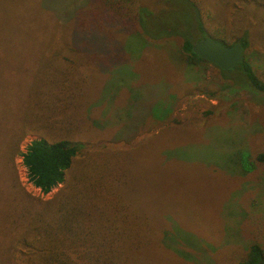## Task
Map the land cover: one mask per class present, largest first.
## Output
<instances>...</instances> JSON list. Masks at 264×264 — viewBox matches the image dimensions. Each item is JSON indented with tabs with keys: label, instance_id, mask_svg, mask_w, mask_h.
I'll use <instances>...</instances> for the list:
<instances>
[{
	"label": "rangeland",
	"instance_id": "rangeland-1",
	"mask_svg": "<svg viewBox=\"0 0 264 264\" xmlns=\"http://www.w3.org/2000/svg\"><path fill=\"white\" fill-rule=\"evenodd\" d=\"M195 25L201 39L243 40L264 79V0H0V264H47L53 240L76 264L94 248L117 264H238L252 244L264 251V163L252 162L264 92L238 66L185 54ZM168 97L169 117H150ZM56 111L62 123L45 127ZM41 137L78 147L45 195L21 163ZM73 197L80 230L66 233Z\"/></svg>",
	"mask_w": 264,
	"mask_h": 264
},
{
	"label": "trees",
	"instance_id": "trees-1",
	"mask_svg": "<svg viewBox=\"0 0 264 264\" xmlns=\"http://www.w3.org/2000/svg\"><path fill=\"white\" fill-rule=\"evenodd\" d=\"M199 14H196V17H198ZM192 30H198L196 31L193 35V38L187 40L184 38L182 40V51L185 54H188L191 57H194L198 59L199 61L206 62L197 56H195L192 53V46L202 40L199 37V32L201 35V30L202 26L201 25H195L190 31ZM188 32V34H191V32ZM217 42L231 46L236 42H239L243 49L245 48L246 44L243 40H237L234 43H227L223 39H217ZM242 70V75L246 79L245 81L247 82L248 86H250L253 90H257L259 92H264V79H261L258 74H256L253 70L252 67L249 65V63L244 59L242 63L236 65ZM0 93H2V97L0 98V129L2 123L5 121L6 117L8 116V109L6 112L2 110L4 108V101L7 98L5 97V93H7L6 88L0 89ZM174 103V98L173 100H170V97L167 98L166 101H156L155 103L152 104V106L148 109V115L150 117H155L157 119H162L164 120L165 118H168L169 115L171 114L172 111V105ZM2 104V105H1ZM174 107V106H173ZM57 113V111H56ZM160 113V114H159ZM59 116V114H56V117ZM55 114L51 112L50 114H46L44 116V125L45 127H48L52 122L53 123H62V118L60 119H54ZM58 117V118H59ZM32 120L29 122V124H35L38 126V119L36 116H31ZM13 119L17 122L18 116L14 115ZM158 121V120H157ZM40 122V120H39ZM12 128L11 130H14ZM3 129L0 130V132ZM8 136V132L5 134L0 133V138L3 141L5 137ZM20 136L18 138H13V143L12 147L15 149V152L17 148L19 147L20 143ZM4 143V142H3ZM0 147H1V141H0ZM11 147V145H10ZM78 151V147L74 145L72 142L66 139H60V140H47L44 137H41V139L38 140H33L30 142V144L26 147L25 152L21 154V163L22 166L25 168L26 173H27V178L29 182L34 186L36 189L40 191L41 194L45 195L51 192L54 188H56L58 185L64 183L66 181V174L69 171V169L72 166L73 159L76 157ZM252 162H257V163H264V152H261L257 154L253 159ZM248 163V162H247ZM253 163H249L246 167H243V169L249 170L252 168ZM13 175V174H12ZM14 183L15 179H14ZM76 188L75 186H73ZM73 188V189H74ZM6 194V190H0V199H3ZM71 204L69 208L66 209L67 213V223L65 225V232H71L74 229L80 230V224L77 225L78 221V216L81 215V210L78 209L77 205L75 204V198L70 199ZM74 212V215H76L75 218L71 219V215ZM105 221L106 224H104L102 227L107 228V223L108 220L102 219ZM74 221V222H73ZM100 226L98 227L99 230ZM110 230H113L112 228H108L105 230V235L107 232L110 233ZM58 231H61L60 228H58ZM104 238V237H103ZM101 240V239H99ZM107 242V240L105 239ZM113 242V241H112ZM55 241H50L47 244V249H48V255H45V259L47 264L49 263H55V264H76L75 259L72 258L71 253H67L65 249H61L62 251L58 252L56 251L55 253L54 248H57L58 246L55 245ZM61 244H63V240L61 241ZM112 244V243H110ZM81 245V243H80ZM93 245H96V242H93ZM107 245V244H106ZM134 245L130 246L128 248V256L132 257L133 253L131 252V247ZM76 242H71V251H76ZM135 248V246H134ZM109 249V248H108ZM70 252V251H68ZM108 250L100 251L99 248H94V251L92 253L90 252L89 255H87V260H84L85 264H105V261L109 259L108 264H117L118 262V253H107ZM258 263H264V251L260 248L259 245L257 244H252L248 248V253L246 255V258L241 261L238 264H258ZM80 264V263H79Z\"/></svg>",
	"mask_w": 264,
	"mask_h": 264
},
{
	"label": "water",
	"instance_id": "water-1",
	"mask_svg": "<svg viewBox=\"0 0 264 264\" xmlns=\"http://www.w3.org/2000/svg\"><path fill=\"white\" fill-rule=\"evenodd\" d=\"M191 50L195 56L217 66L222 71L232 70L244 60V50L239 42L227 46L206 38L196 42Z\"/></svg>",
	"mask_w": 264,
	"mask_h": 264
}]
</instances>
